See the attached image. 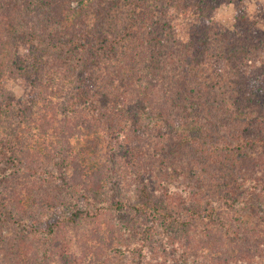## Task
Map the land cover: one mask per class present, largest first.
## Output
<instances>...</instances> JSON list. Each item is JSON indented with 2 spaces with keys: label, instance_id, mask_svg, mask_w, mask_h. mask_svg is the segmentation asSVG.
<instances>
[{
  "label": "rangeland",
  "instance_id": "1",
  "mask_svg": "<svg viewBox=\"0 0 264 264\" xmlns=\"http://www.w3.org/2000/svg\"><path fill=\"white\" fill-rule=\"evenodd\" d=\"M22 1L0 0V140L17 157L9 174L0 163V264H264V0H42L40 10ZM202 23L206 56L186 76ZM54 27L114 48L94 70L97 102L74 112L73 67L60 71L51 57L35 89L2 64L27 51L16 40ZM230 43L249 51L226 74ZM185 79L199 97L191 135L202 142L180 151L176 133L138 130L132 116L145 100L151 117L172 119ZM97 169L105 191L89 204L81 186ZM141 183L178 223L150 231L145 216L107 209L111 196L135 204Z\"/></svg>",
  "mask_w": 264,
  "mask_h": 264
},
{
  "label": "trees",
  "instance_id": "2",
  "mask_svg": "<svg viewBox=\"0 0 264 264\" xmlns=\"http://www.w3.org/2000/svg\"><path fill=\"white\" fill-rule=\"evenodd\" d=\"M36 2L37 0H33ZM39 1H41L39 3ZM36 4L31 0L22 1V3L28 9L34 8V10L42 9V0H39ZM122 0H115V4H118ZM23 5V6H24ZM62 14L65 13V9L62 7ZM63 17V16H62ZM64 18V17H63ZM203 24V23H202ZM61 27L50 28L47 33L42 34L39 29L36 31L29 32L27 36L21 37L20 40H16V48L19 44L27 47L25 53L14 52L12 57L5 59L2 63L7 66V69L13 70L14 72L20 73L23 79L28 82V84L35 88L39 83L41 74H43V69L46 64H48L51 57L56 60H60L57 63L58 69L62 71L68 66L73 67L77 74L79 75L73 89V94L69 101L70 109L73 111L74 107L80 105V103L85 104H95L96 93H95V79L94 70L97 68L100 60L108 59L114 52V48L108 45L102 37L91 32H82L81 34L75 33L74 37H67L64 32H62ZM209 29L206 25H196L192 29L191 37L187 45V58L190 64H186V69L196 67L195 65L201 64L206 56L207 46L209 42ZM232 44L229 52L224 55L223 62L221 63V70L230 74L236 70L237 63L244 61L247 58V49L249 46L245 43L242 45ZM235 45V46H233ZM15 49V48H14ZM7 50L2 48L1 52L4 53ZM249 51V49H248ZM157 56L149 59L150 63L153 65L149 67L148 71L152 75H156L158 70ZM238 61V62H237ZM187 72V70H186ZM189 73L187 72L186 76ZM246 80V79H245ZM247 81V80H246ZM178 90L176 91V97L174 102L177 104V110L174 117L166 119H157L155 116L151 117V108L148 106L145 100H140L137 104L138 106L134 110L132 116V124L136 129H144L149 124L156 127L157 132L160 135L166 136L168 132L176 133V138L172 145H176V150L182 151L188 148L190 145H201V141H197L196 137L191 135V128L198 126L199 121H195L194 117L196 111L199 107V97L193 93L191 85L188 80L178 81ZM87 126V125H86ZM120 134V132L118 133ZM208 141V140H207ZM228 141V140H227ZM225 141V142H227ZM223 142V143H225ZM261 145H264L263 141H260ZM208 145H214V143ZM0 145H2V150L0 149V163L5 168V173L9 174L16 167V155L8 141L0 140ZM67 145L70 143L67 142ZM226 145H236L233 140H230ZM210 154L212 157L218 156L222 157V153H219L216 149H210ZM226 155V154H225ZM226 160V159H225ZM100 176L103 177H98ZM106 171L101 169L95 170L93 173L86 177L87 181L81 186V190L90 204L91 197H88L91 193H99L104 190L103 182L100 178L105 179L107 177ZM113 187L117 189L114 183ZM107 204V209H113L116 212H123L126 209H131L135 213L145 216L150 219L152 227L150 231L155 227H164V229H169L175 223H178L179 219L174 218L170 212L169 205L158 201L149 192L148 187L143 183L138 187V201L129 205L119 199H114L111 196L110 200L104 201ZM95 205V202L92 206ZM98 216V213H96ZM195 214L199 217L203 216V213L195 211ZM212 210L208 211L204 216L211 218ZM145 234V233H144ZM142 242V247H145L149 242L150 238L143 237L139 239Z\"/></svg>",
  "mask_w": 264,
  "mask_h": 264
}]
</instances>
